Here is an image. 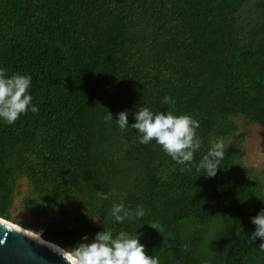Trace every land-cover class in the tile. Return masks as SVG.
Wrapping results in <instances>:
<instances>
[{"label":"trees","instance_id":"trees-1","mask_svg":"<svg viewBox=\"0 0 264 264\" xmlns=\"http://www.w3.org/2000/svg\"><path fill=\"white\" fill-rule=\"evenodd\" d=\"M0 69L31 76L39 109L0 120V218L20 226L25 181L22 209L55 215L60 231L43 237L66 251L125 231L159 264L177 250L182 264H264L246 235L264 209V169L244 165L240 132L264 127V0H0ZM142 107L199 122L191 164L139 143ZM217 140L224 158L209 178L196 165ZM120 203L144 216L115 222Z\"/></svg>","mask_w":264,"mask_h":264},{"label":"clouds","instance_id":"clouds-1","mask_svg":"<svg viewBox=\"0 0 264 264\" xmlns=\"http://www.w3.org/2000/svg\"><path fill=\"white\" fill-rule=\"evenodd\" d=\"M30 87L31 76L13 74L8 77L7 71L0 69V120L13 125L22 115L27 114L29 108L32 113L38 114L39 109L32 105ZM163 102L171 103V98L165 96ZM134 115L136 122L131 127L140 134L139 143L148 145L155 141L176 164L189 165L193 162L194 154L202 146V140L197 135L200 127L197 120L189 115H174L171 111L153 113L147 107L139 108ZM112 119L113 116L108 111L105 120ZM116 122L124 130L129 126L128 113H119ZM223 158L224 144L222 140H217L212 143L196 168L198 171L204 170L207 177L214 178L220 171L219 164ZM98 195L103 199L108 198L103 193ZM111 215L115 222L123 223L133 217L142 218L144 211L142 206L131 211L120 203L113 205ZM251 223L255 230L246 235L254 244L257 240L262 241L259 249L264 251V209L251 218ZM82 239L84 242L67 252L71 257L70 264H159L158 258L147 254L139 236H131L125 231H120L114 237L112 231L104 230L97 233L91 242H88L87 236ZM65 259L67 260L66 257Z\"/></svg>","mask_w":264,"mask_h":264},{"label":"water","instance_id":"water-1","mask_svg":"<svg viewBox=\"0 0 264 264\" xmlns=\"http://www.w3.org/2000/svg\"><path fill=\"white\" fill-rule=\"evenodd\" d=\"M58 231V220L51 215L48 226L40 234L44 236ZM49 243L42 241L37 232L25 231L19 225L0 218V264H68V261L70 264L69 254ZM173 264H182L179 250Z\"/></svg>","mask_w":264,"mask_h":264},{"label":"rangeland","instance_id":"rangeland-1","mask_svg":"<svg viewBox=\"0 0 264 264\" xmlns=\"http://www.w3.org/2000/svg\"><path fill=\"white\" fill-rule=\"evenodd\" d=\"M240 132H247L244 148L245 155L243 163L246 167L264 169V127L260 125L243 126ZM22 193L17 196L12 215L21 221L20 227L30 232L41 233L49 223V218L35 219L26 213L21 206L22 199L25 196L27 187L25 181L22 182ZM43 237V236H42ZM44 239V237H43ZM68 251V250H67ZM69 252V251H68Z\"/></svg>","mask_w":264,"mask_h":264},{"label":"bare ground","instance_id":"bare-ground-1","mask_svg":"<svg viewBox=\"0 0 264 264\" xmlns=\"http://www.w3.org/2000/svg\"><path fill=\"white\" fill-rule=\"evenodd\" d=\"M25 231H28V230H25ZM39 234V236H40V238L42 239V241H44V242H46L43 238H42V236H41V234L40 233H38ZM50 244V243H49ZM51 245H53V244H51ZM53 246H55V245H53ZM57 248H59V249H61L62 251H64V252H68V251H66L65 249H63L62 247H60V246H56Z\"/></svg>","mask_w":264,"mask_h":264}]
</instances>
